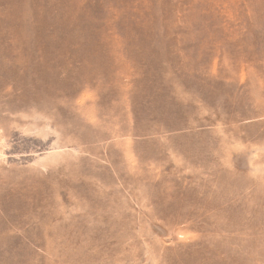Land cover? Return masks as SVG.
<instances>
[{
    "label": "rangeland",
    "instance_id": "1",
    "mask_svg": "<svg viewBox=\"0 0 264 264\" xmlns=\"http://www.w3.org/2000/svg\"><path fill=\"white\" fill-rule=\"evenodd\" d=\"M0 264H264V0H0Z\"/></svg>",
    "mask_w": 264,
    "mask_h": 264
}]
</instances>
